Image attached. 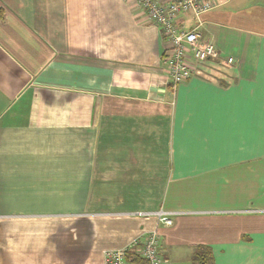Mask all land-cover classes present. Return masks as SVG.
<instances>
[{"label": "crops", "instance_id": "obj_1", "mask_svg": "<svg viewBox=\"0 0 264 264\" xmlns=\"http://www.w3.org/2000/svg\"><path fill=\"white\" fill-rule=\"evenodd\" d=\"M201 21L234 63L174 87L135 1L0 0V264H102L158 227L172 264H264V0Z\"/></svg>", "mask_w": 264, "mask_h": 264}, {"label": "built area", "instance_id": "obj_2", "mask_svg": "<svg viewBox=\"0 0 264 264\" xmlns=\"http://www.w3.org/2000/svg\"><path fill=\"white\" fill-rule=\"evenodd\" d=\"M140 8L145 20L157 27L165 41L163 64L168 75L173 79V86L188 81L194 70L207 63L222 62L232 65L234 60H221L216 46L203 39L200 29L203 15L219 7V0H133ZM191 13L196 26L190 31L181 30L178 19L183 14ZM131 217L156 218L159 226L174 225L177 213L135 212ZM103 264H172L161 250V232L159 227L147 232L122 249L103 252Z\"/></svg>", "mask_w": 264, "mask_h": 264}, {"label": "trees", "instance_id": "obj_3", "mask_svg": "<svg viewBox=\"0 0 264 264\" xmlns=\"http://www.w3.org/2000/svg\"><path fill=\"white\" fill-rule=\"evenodd\" d=\"M194 262L196 264H213L211 254L205 250L200 251L194 256Z\"/></svg>", "mask_w": 264, "mask_h": 264}, {"label": "rangeland", "instance_id": "obj_4", "mask_svg": "<svg viewBox=\"0 0 264 264\" xmlns=\"http://www.w3.org/2000/svg\"><path fill=\"white\" fill-rule=\"evenodd\" d=\"M102 264H103V259H102Z\"/></svg>", "mask_w": 264, "mask_h": 264}]
</instances>
